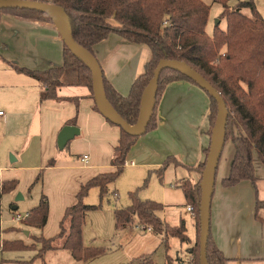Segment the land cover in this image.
<instances>
[{
	"label": "trees",
	"instance_id": "obj_1",
	"mask_svg": "<svg viewBox=\"0 0 264 264\" xmlns=\"http://www.w3.org/2000/svg\"><path fill=\"white\" fill-rule=\"evenodd\" d=\"M37 1L58 6L67 17V24L74 40L93 55L94 45L111 33L118 34L129 42L142 43L150 48L151 57L145 62L143 71L134 78L126 96L116 91L101 68V84L106 100L130 125L137 121L142 94L159 60L166 58L183 61L198 71L216 88L228 110L225 142L231 140L234 154L228 176L220 183L228 188L242 180H249L255 186L254 152L264 165V17L258 11L255 0H239L231 8H228L230 7L227 4L228 0H213L222 5L220 15L225 18L226 27L221 29L218 25H214L211 34L205 29L210 6L202 0ZM243 8L249 9L250 16L242 13ZM3 13L22 20L51 22L45 13L37 10L1 8L0 15ZM62 57L63 64L58 67L46 70H29L21 67L15 69L38 82L41 102L46 99H62L57 94V89L62 86H86L93 97L91 72L86 62L69 50L65 44H63ZM178 80L195 84L174 69L164 68L160 72L156 103L165 87ZM208 97L210 101L208 118L212 127L215 119L213 114L216 117L217 106L215 100L209 95ZM68 123L73 124L74 119ZM155 128L154 107L145 133ZM138 138L120 128L118 144L114 146L110 160L111 169L96 174L79 186L74 202L64 210L59 222V231L55 236L47 238L37 236L34 238V243L29 245L23 244L21 240L0 239V250H36L33 258L16 260V264H32L36 258L43 261L45 252L58 249L67 250L75 261H87L103 255L106 252L105 248L85 246L82 242L86 212L100 207V204H85L83 199L92 187L99 189L101 198L107 194L108 184L121 174L126 155ZM207 152L208 149L205 151V158ZM52 163L53 159L49 160L47 165L52 166ZM170 163L180 165L188 171L196 170L200 176L195 182L189 178H182L178 182L186 205L193 207L198 240L189 248V252L193 256V264H199V182L205 159L196 167H192L183 165L169 156L156 170L160 179ZM39 176L40 174L36 180ZM16 184L15 179L0 180V217L1 197L4 193L12 191ZM129 198L131 203L128 206L114 210L116 230L134 225L150 227L153 233L161 235L165 264H174V259L168 254V238L177 237L181 242L188 240L184 221L181 220L177 226H171L159 215L164 206L162 203L140 199L136 191L129 192ZM255 207L257 210L264 207V200H257ZM26 218L40 229L45 226L48 219V200L45 195L42 194L37 205L29 209ZM36 243L39 244L37 249ZM206 255L209 264H225L226 257L215 245L210 231ZM134 261L135 264H154L149 255L140 256ZM178 264L184 262L180 260Z\"/></svg>",
	"mask_w": 264,
	"mask_h": 264
},
{
	"label": "crops",
	"instance_id": "obj_2",
	"mask_svg": "<svg viewBox=\"0 0 264 264\" xmlns=\"http://www.w3.org/2000/svg\"><path fill=\"white\" fill-rule=\"evenodd\" d=\"M93 51L105 76L122 96L129 93L134 78L143 71L145 62L151 57V50L147 45L129 42L115 33L95 44ZM62 52L63 42L53 23L22 20L9 14L0 16L1 139L17 141V138L25 135L24 131L27 129L32 136L38 138L40 159L38 163L34 158L23 159L18 168L33 171L43 166L49 169H80L89 179L111 169L110 160L113 148L118 144L120 128L98 111L88 87L62 86L57 89V94L62 99H46L41 102L38 82L15 69L21 67L46 70L61 66ZM209 104L208 95L195 84L186 80L169 83L155 106L156 128L137 139L126 159L137 157L140 167L158 168L166 157L172 156L183 165L196 167L205 159V151L210 145ZM72 119L74 123H68ZM64 125H75L79 134L64 147H68L69 153L60 155V161L48 166V159L59 155L56 153V148L59 149L56 138ZM233 154L232 143L225 142L216 170L210 205V234L215 245L226 257L225 264H264V207L258 210L255 207L257 200H264V165L254 152L255 186L249 180H242L225 188L220 182L228 176ZM84 155H87V159L82 160ZM13 162H16V158ZM4 167L0 166V170L6 169ZM168 171L171 173V180L168 181L169 186L163 187L159 199L164 205L159 215L162 213L160 217L165 222L168 218L167 209H184L186 206L185 197L178 187L179 180L189 178L195 182L199 178L196 170L188 171L174 163H170L164 173ZM174 193H177V197H174ZM91 211L86 212L85 218ZM185 213L188 214V224L180 214L175 221L168 219L172 225L167 223L177 226L183 220L185 229L186 226L191 228L186 242L170 237L185 246V254L176 250L174 258L187 264L192 256L189 248L198 240V231L193 211L189 212L185 208ZM13 214L14 217L18 213ZM20 220H23L25 227L24 219ZM28 228L40 229L32 224ZM1 229L0 217L2 238L4 231ZM186 231L187 229L185 233ZM117 233L130 238L128 243L118 248L129 262L125 264H135L134 260L143 255L154 259V256L163 253L161 235L153 233L145 226L124 227L115 231ZM89 245L93 246L92 243ZM112 251L111 248L110 252Z\"/></svg>",
	"mask_w": 264,
	"mask_h": 264
},
{
	"label": "rangeland",
	"instance_id": "obj_3",
	"mask_svg": "<svg viewBox=\"0 0 264 264\" xmlns=\"http://www.w3.org/2000/svg\"><path fill=\"white\" fill-rule=\"evenodd\" d=\"M202 1L210 6L208 21L205 28L207 33H212L217 19L218 27L225 29V18L220 15L222 12V5L218 2H214L213 0ZM237 1L239 0H228L227 4L230 6L228 8H231ZM255 5L260 14L264 17V1L255 0ZM241 11L247 16H250L249 9L243 8ZM212 109L214 113L215 107L213 106ZM213 118H215V114H213ZM214 121L215 119H213L212 126ZM18 123L21 124V121ZM210 128L212 127L210 126ZM153 130L154 129L148 131L147 133H150ZM24 133L25 135L17 138V141L8 142L6 139H1L3 131L0 127V166H5L4 168H6L4 170H0V180H2V178L4 180L15 179L17 182L12 191L4 193L1 197V227L4 232H2L3 237L1 238L0 236V239L21 240L23 244L29 245L34 243V238L37 236L47 238L53 237L58 233L59 222L63 216L65 208L74 202L75 194L77 193L79 186L88 178L85 176L86 174H83L84 171H81L80 169H49V167L43 166L42 168L33 171L32 169L18 168V166L23 163V159L32 160L34 158L36 163H38L37 161L40 159L41 149L39 147L38 138L36 136H32L30 131L27 129ZM145 134L141 136H145ZM229 141L231 142L230 139L226 142ZM135 143L129 151L132 152V148H134ZM68 150V147L64 149L56 148V153L59 155L49 158L48 160L53 159V163L60 161V155L63 156L68 154ZM11 156L16 158V162H11ZM132 160L134 164L130 165L126 163L117 179L108 184L107 189L109 187V190L103 198L99 195V189L92 190V188H94L92 187L83 199L85 204H100L98 209L89 212L85 218V224L83 226L84 233L82 235L83 244L90 246L89 244L92 243L93 246L105 248L106 252L94 259L87 260L86 263H77V261H74L69 252L65 249L49 250L43 255V261L40 258H36L32 264H125L128 262L122 256L123 251H121V249L118 250V248L119 246H124L128 243L130 238H127L123 234H115V231L117 230L115 228L114 210L128 206L131 203L129 192L133 191L137 192V196L140 199H150L160 202L159 199L161 198L163 187L169 186L168 181L171 180V173L169 171L164 173V170L163 177L160 179L156 172L159 167H140L139 164H137V157L126 159L127 162ZM38 174H40V176L38 180H36ZM114 192L115 195H113ZM19 194L23 198L21 200H16V197ZM42 194L45 195L48 200V219L42 229L30 230L28 227L31 224H34L30 223L27 218H24V227L23 220H15L13 213H18L23 216L31 207L37 205ZM174 197H177V193H174ZM185 208L186 206L184 209H181L180 207L167 209L168 218L166 221L168 222V219L170 221H175L179 218L180 214L182 218H185L188 224V214L185 213ZM168 223L172 225V222ZM186 229L187 236H190V226H186ZM26 232H29L28 236L26 235ZM35 245H37V249L39 244L36 243ZM168 245V254L174 259L173 263L178 264L179 259L177 260L174 258L176 250L185 254V246L183 244L180 245L178 240L173 238L171 239L170 237L168 238ZM111 248L113 250L112 252H110ZM35 253L36 251L33 249L8 250L4 252L0 251V264H16L12 259L29 260L34 257ZM192 258L193 256L189 258V262L187 264H193L194 261ZM153 262L154 264H165L164 248L163 253L160 252L154 256Z\"/></svg>",
	"mask_w": 264,
	"mask_h": 264
},
{
	"label": "water",
	"instance_id": "obj_4",
	"mask_svg": "<svg viewBox=\"0 0 264 264\" xmlns=\"http://www.w3.org/2000/svg\"><path fill=\"white\" fill-rule=\"evenodd\" d=\"M1 8L31 9L45 13L58 31L63 44H65L66 47L73 53L80 56L88 65L91 72L92 94L98 111L111 123L122 128L129 135L139 137L145 134L147 124L150 121L156 104L159 74L164 68L174 69L188 77L199 88L207 92V94L215 100L217 113L214 124L211 128L210 145L208 147L205 165L199 182L200 201L198 207L199 264H209L206 255V245L210 231V205L215 185L216 170L223 146L225 144V129L228 117L226 104L216 88L187 63L179 60H169L163 58L157 63V66L153 70V75L142 94L137 121L135 124L130 125L110 106L106 100L101 84L100 63L91 52L74 40L67 24V17L58 6L52 3L37 0H0V9ZM215 25H218V19L215 21ZM146 101H148L147 107ZM78 134L79 129L75 125H64L57 134V147L59 149H63L66 144ZM14 160L15 158L11 156V161L13 162ZM22 198L23 197L19 194L16 197V200H21ZM26 235H28V232H26Z\"/></svg>",
	"mask_w": 264,
	"mask_h": 264
},
{
	"label": "built area",
	"instance_id": "obj_5",
	"mask_svg": "<svg viewBox=\"0 0 264 264\" xmlns=\"http://www.w3.org/2000/svg\"><path fill=\"white\" fill-rule=\"evenodd\" d=\"M0 114H2V111H0ZM85 159H87V155H84L82 157V160H85ZM126 163H128L130 165L134 164L133 161H130V162L125 161L123 165H126ZM186 210L189 211V212H192L193 211V207L191 205L187 204L186 205ZM26 216H27V213H25L23 216H21L20 214H17L16 216H14V219L15 220L24 219V218H26ZM146 229L151 230L150 227H146Z\"/></svg>",
	"mask_w": 264,
	"mask_h": 264
},
{
	"label": "bare ground",
	"instance_id": "obj_6",
	"mask_svg": "<svg viewBox=\"0 0 264 264\" xmlns=\"http://www.w3.org/2000/svg\"><path fill=\"white\" fill-rule=\"evenodd\" d=\"M147 105H148V101H146V107H147Z\"/></svg>",
	"mask_w": 264,
	"mask_h": 264
}]
</instances>
